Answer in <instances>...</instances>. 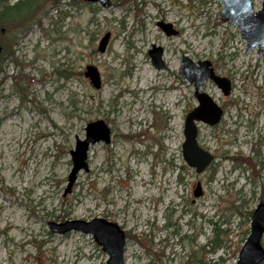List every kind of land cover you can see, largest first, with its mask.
Returning <instances> with one entry per match:
<instances>
[{
  "label": "rangeland",
  "instance_id": "374dc122",
  "mask_svg": "<svg viewBox=\"0 0 264 264\" xmlns=\"http://www.w3.org/2000/svg\"><path fill=\"white\" fill-rule=\"evenodd\" d=\"M68 1L20 31L1 64L0 264H105L90 234L49 230L94 217L126 232L125 264H234L264 200V52L245 49L217 0ZM263 1L252 0L255 11ZM160 21L179 33L166 35ZM152 44L165 68L152 65ZM183 55L209 61L232 86L227 96L211 79L201 87L224 110L216 126L198 125L215 157L202 173L181 155L184 118L197 104L179 72ZM96 119L110 142L90 145L88 170L65 193L70 150Z\"/></svg>",
  "mask_w": 264,
  "mask_h": 264
},
{
  "label": "water",
  "instance_id": "95a60500",
  "mask_svg": "<svg viewBox=\"0 0 264 264\" xmlns=\"http://www.w3.org/2000/svg\"><path fill=\"white\" fill-rule=\"evenodd\" d=\"M88 3H97L102 7H108L110 0H83ZM222 3L221 19L229 20L239 29L240 36L246 40L245 49L256 47V56L264 52V1L261 8L255 12L252 0H217ZM158 25L167 34H175L170 23L159 22ZM110 38V32H105L97 45V52H104ZM151 62L155 68L163 67L161 60V47L152 45L148 50ZM184 81L194 84L195 105L185 116L183 124V142L181 155L185 164L194 169L196 173L203 172L214 160L211 151L203 148L197 139V123L202 122L209 126L219 123L222 110L219 105L205 92L200 91L204 81L211 79L219 87L224 95L230 91L229 80L216 75L209 61H200L198 66L188 57L183 56L179 69ZM94 88L101 86L100 74L94 65H86L83 72ZM111 131L108 125L101 119L88 122L85 127V135L82 139H76L74 148L70 150L72 166L67 176L65 193L70 192L79 171H87V153L90 145L102 141L109 143ZM194 197L202 194L200 182H196L192 191ZM249 233L241 245L234 264H260L264 260V247L261 238L264 233V200L257 204L251 213ZM49 230L53 233H66L71 230L80 231L92 235L94 241L100 245L101 250L108 258L105 264H125L124 252L126 237L124 230L114 221L103 217H94L90 220H69L62 224L49 223Z\"/></svg>",
  "mask_w": 264,
  "mask_h": 264
},
{
  "label": "trees",
  "instance_id": "16d2710c",
  "mask_svg": "<svg viewBox=\"0 0 264 264\" xmlns=\"http://www.w3.org/2000/svg\"><path fill=\"white\" fill-rule=\"evenodd\" d=\"M69 4L71 5L73 3L68 0H0V28H4V34L0 31V47L2 49V54L4 53L7 55L11 48L15 46L20 31L27 29L32 22L39 23V15L42 14L48 6L58 8L60 5L64 6ZM67 15L65 14L64 16ZM12 30L17 32L15 35V37H17L11 40L12 36L10 33H12ZM4 35H6V37L3 38ZM6 38L8 39L7 41ZM12 52L13 51H11V53ZM62 73L64 74L65 70H62ZM244 161H247V159H244ZM248 231L249 228L246 230V233H248ZM212 241L213 240L210 242Z\"/></svg>",
  "mask_w": 264,
  "mask_h": 264
},
{
  "label": "flooded vegetation",
  "instance_id": "af4514ba",
  "mask_svg": "<svg viewBox=\"0 0 264 264\" xmlns=\"http://www.w3.org/2000/svg\"><path fill=\"white\" fill-rule=\"evenodd\" d=\"M222 8H223V5H222ZM222 8H221V10H222ZM256 12V11H255ZM220 16H221V12H220ZM222 20V19H221ZM223 21V20H222ZM227 21V20H226ZM229 21V20H228ZM160 22H163V21H160ZM231 22V21H230ZM158 23L159 22H157V26H159L158 25ZM163 23H166V22H163ZM232 23V22H231ZM233 24V23H232ZM236 26V25H235ZM159 28L163 31V29L159 26ZM171 28H172V26H171ZM176 33L175 34H170V35H176V34H178L179 33V30L178 29H174V28H172ZM0 31H1V33L2 34H4V28H0ZM164 32V31H163ZM238 32H239V29H238ZM165 33V32H164ZM166 34V33H165ZM21 35V34H20ZM167 35V34H166ZM239 35H240V33H239ZM14 36L15 35H13L12 36V38H11V40L14 38ZM4 37H6V35H4L3 36V38ZM243 38V37H242ZM244 39V38H243ZM245 40V39H244ZM109 42V41H108ZM108 44V43H107ZM245 44H246V40H245ZM152 45H154V44H152ZM152 45H151V47H152ZM155 46H157V45H155ZM107 47V46H106ZM151 47L149 48V49H151ZM158 47H160V46H158ZM256 48V47H255ZM148 49V50H149ZM162 49V48H161ZM148 50H147V54H148ZM100 53V52H99ZM162 53H163V49H162ZM4 53L2 54V49H1V47H0V64H2V61H4L3 59H4ZM148 56H149V54H148ZM183 56H186V55H183ZM150 57V56H149ZM187 57V56H186ZM183 58V57H182ZM150 60H151V57H150ZM161 60H162V54H161ZM162 62H163V67L162 68H165L166 66H165V63H164V61L162 60ZM152 63V62H151ZM153 65V64H152ZM181 65H182V63H181ZM154 66V65H153ZM198 66V65H197ZM210 66H211V63H210ZM181 67V66H180ZM180 67H179V69H180ZM212 67V66H211ZM155 68V67H154ZM162 68H159V69H162ZM213 68V67H212ZM157 69V68H156ZM213 71H214V73L216 74V75H219V74H217L216 72H215V70L213 69ZM0 72H1V70H0ZM219 76H221V75H219ZM222 77H224V76H222ZM183 78V77H182ZM226 78V77H225ZM228 80H229V83H230V91H231V88H232V86H231V81H230V79L229 78H227ZM184 80V79H183ZM206 81V80H205ZM204 81V82H205ZM187 82H189V81H187ZM191 83V82H190ZM193 84V83H192ZM204 84V83H203ZM101 87V86H100ZM99 87V88H100ZM193 88H194V84H193ZM200 91H201V88H200ZM230 91H229V93H230ZM204 92V91H203ZM194 93V92H193ZM229 95V94H228ZM225 96H227V95H225ZM196 99V98H195ZM217 103V102H216ZM218 104V103H217ZM219 105V104H218ZM219 107L221 108V110H222V114H221V117H222V115H223V108L219 105ZM221 117H220V119H221ZM220 121V120H219ZM110 129V128H109ZM125 232V231H124ZM125 237H126V240H127V236H126V232H125Z\"/></svg>",
  "mask_w": 264,
  "mask_h": 264
},
{
  "label": "bare ground",
  "instance_id": "6f19581e",
  "mask_svg": "<svg viewBox=\"0 0 264 264\" xmlns=\"http://www.w3.org/2000/svg\"><path fill=\"white\" fill-rule=\"evenodd\" d=\"M144 72L148 73L149 71L148 70H144Z\"/></svg>",
  "mask_w": 264,
  "mask_h": 264
}]
</instances>
